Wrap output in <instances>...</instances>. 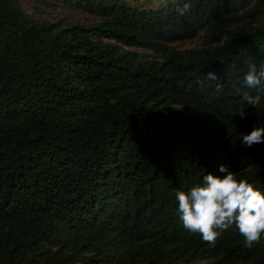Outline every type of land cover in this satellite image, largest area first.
Returning <instances> with one entry per match:
<instances>
[{
  "label": "trees",
  "instance_id": "trees-1",
  "mask_svg": "<svg viewBox=\"0 0 264 264\" xmlns=\"http://www.w3.org/2000/svg\"><path fill=\"white\" fill-rule=\"evenodd\" d=\"M63 1L91 20L0 0V264H264V239L212 247L175 198L221 164L264 188V143H241L264 0Z\"/></svg>",
  "mask_w": 264,
  "mask_h": 264
},
{
  "label": "clouds",
  "instance_id": "clouds-1",
  "mask_svg": "<svg viewBox=\"0 0 264 264\" xmlns=\"http://www.w3.org/2000/svg\"><path fill=\"white\" fill-rule=\"evenodd\" d=\"M190 7L189 3H184L177 8L178 15H185ZM206 79L217 81L218 76L209 71ZM243 84L248 89L242 93L243 102L258 109V115L264 114L260 110L264 102V64L258 70L256 64L250 63ZM216 90H221L219 83ZM237 113L242 118L245 116L243 108ZM241 143L244 147L264 143V126L242 134ZM219 172L223 175L209 172L188 190L176 192L179 220L186 230L199 234L212 247L226 230L235 226L243 237L244 246L251 248L264 239V188L224 164L219 165Z\"/></svg>",
  "mask_w": 264,
  "mask_h": 264
},
{
  "label": "rangeland",
  "instance_id": "rangeland-1",
  "mask_svg": "<svg viewBox=\"0 0 264 264\" xmlns=\"http://www.w3.org/2000/svg\"><path fill=\"white\" fill-rule=\"evenodd\" d=\"M32 1L33 0H21V4L28 11H30L31 9L30 4L32 3ZM37 5L40 11L44 12V14L47 16H51V15H55L58 17L69 16L76 19L78 22H88L91 20L90 15L76 9L74 6L68 4L63 0H40V2H37ZM200 42H201L200 36L196 35L190 39L183 41H174L169 44L173 45L176 48H187V47L198 46ZM123 47L138 52H143V53L147 52V50H143L141 48H134L128 46H123Z\"/></svg>",
  "mask_w": 264,
  "mask_h": 264
}]
</instances>
